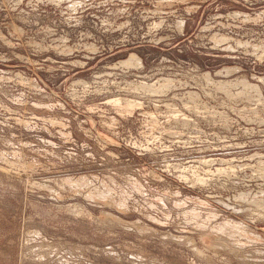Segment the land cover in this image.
Instances as JSON below:
<instances>
[{"label": "rangeland", "instance_id": "obj_1", "mask_svg": "<svg viewBox=\"0 0 264 264\" xmlns=\"http://www.w3.org/2000/svg\"><path fill=\"white\" fill-rule=\"evenodd\" d=\"M0 264H264V0H0Z\"/></svg>", "mask_w": 264, "mask_h": 264}, {"label": "bare ground", "instance_id": "obj_2", "mask_svg": "<svg viewBox=\"0 0 264 264\" xmlns=\"http://www.w3.org/2000/svg\"><path fill=\"white\" fill-rule=\"evenodd\" d=\"M75 3H78V2H75ZM244 14H245V13H244ZM240 17H241V16H240ZM245 19H246V18H245ZM5 36H6V35H5ZM222 37H223V36H222ZM224 38H225V37H224ZM225 39H226V38H225ZM225 39H224V40H225ZM215 40H216V39H215ZM224 40H223V41H224ZM227 40H228V38H227ZM223 41H222V42H223ZM218 42H219V41H218ZM220 42H221V41H220ZM220 42H219V43H220ZM217 45H218V43H217ZM227 46L229 47L228 44H227ZM246 46H247V45H246ZM228 47H227V48H228ZM230 47H231V46H230ZM230 47H229V48H230ZM231 49H232V48H231ZM219 170H220V169H219ZM8 177H9V176H8ZM82 180H83V179H82ZM201 180H202V179H201ZM70 182H71V181H70ZM70 182H69V183H70ZM71 184H73V183H71ZM69 188H70V187H69ZM80 190H81V189H80ZM92 190H93V189H92ZM108 190H109V189H108ZM114 190H115V189H114ZM78 191H79V190H78ZM95 191H96V190H95ZM79 192H80V191H79ZM108 192H109V191H108ZM89 193H91V192H89ZM100 194H101V192H100ZM123 194L125 195V193H123ZM81 195H82V194H81ZM81 195H80V196H81ZM98 195H99V194H98ZM111 196H112V195H111ZM98 197H99V196H98ZM104 197H106L105 194H104ZM107 197H108V196H107ZM113 197H114V196H113ZM90 198H91V197H90ZM97 199H98V198H97ZM110 199H111V198H110ZM123 199H124V198H123ZM123 199H122V200H123ZM99 200H100V199H99ZM104 200H105V199H104ZM118 202H119V201H118ZM117 204H118V203H117ZM120 204L122 205V203H120ZM124 204H125V201H124ZM124 204H123V205H124ZM126 204H127V203H126ZM109 206H111V205H109ZM76 210H77V209H76ZM43 236H44V235H43ZM40 240H41V239H40ZM44 252H45V251H44ZM45 253H46V252H45ZM39 262H40V261H39ZM29 263H30V262H29Z\"/></svg>", "mask_w": 264, "mask_h": 264}]
</instances>
